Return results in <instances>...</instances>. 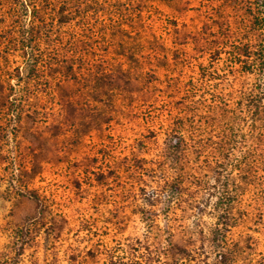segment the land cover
Masks as SVG:
<instances>
[{
    "label": "rangeland",
    "instance_id": "374dc122",
    "mask_svg": "<svg viewBox=\"0 0 264 264\" xmlns=\"http://www.w3.org/2000/svg\"><path fill=\"white\" fill-rule=\"evenodd\" d=\"M25 1L0 0V264H107L131 243L185 248L172 264H264V142L244 178L169 148L168 65L193 72L185 38L218 0H102L89 29L50 20L49 45ZM70 55V73L37 64Z\"/></svg>",
    "mask_w": 264,
    "mask_h": 264
},
{
    "label": "trees",
    "instance_id": "16d2710c",
    "mask_svg": "<svg viewBox=\"0 0 264 264\" xmlns=\"http://www.w3.org/2000/svg\"><path fill=\"white\" fill-rule=\"evenodd\" d=\"M101 2L102 0H26L22 5L27 10L32 7L39 13L40 30L35 34H40L41 43L49 45L47 39L51 36L47 35V25L50 20L51 24L56 22L64 25L77 18L83 19V27L89 29L90 16L101 11L97 8ZM213 7L210 10L213 12L204 11L207 19L201 29L185 38V43H193L197 56L192 63L185 55L182 58L186 61L183 67L193 72L189 76L179 74L176 77L172 74L174 66L178 67L182 63L172 65L170 62L168 65L166 76L170 96L167 104L171 119L167 134L169 148L171 157L176 160L184 162L194 154L200 157L203 155L219 164L222 171L231 168L234 174L244 178L254 172L256 153L264 142V0H218ZM115 10L114 13L121 11L118 6ZM113 29L123 28L119 24H113L111 30ZM175 29L177 32L178 28ZM158 47L165 49L162 43H158ZM153 53L160 59L158 49H154ZM76 57L70 55L52 62L44 56L37 60V64L46 71L54 70L55 67L59 74L64 70L70 73L77 61ZM110 71V68H105L102 75H108ZM123 73L127 75V83H131L130 72L123 70ZM65 78L70 79V76ZM226 84L229 89L225 96L221 92ZM212 92H218L221 97L211 99ZM244 125H247L250 133V143L247 150L239 156L236 154V147L242 135L246 136L243 134ZM183 187V182L175 186L176 189ZM197 187L203 188L206 184L201 183ZM172 188L174 186H170L171 191ZM233 191L235 194L237 189ZM186 251L185 248L171 245L170 249H166L165 259L162 260L161 255L154 256L152 252H145L131 243L122 247L120 254L107 264H172V255H180Z\"/></svg>",
    "mask_w": 264,
    "mask_h": 264
}]
</instances>
